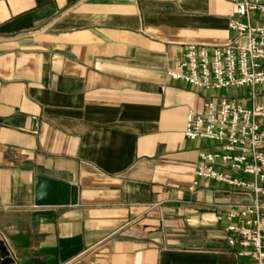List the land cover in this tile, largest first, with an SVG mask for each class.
Listing matches in <instances>:
<instances>
[{
	"label": "crops",
	"instance_id": "0c3cea01",
	"mask_svg": "<svg viewBox=\"0 0 264 264\" xmlns=\"http://www.w3.org/2000/svg\"><path fill=\"white\" fill-rule=\"evenodd\" d=\"M232 17L222 0H0L8 264H250L225 231L250 197L189 191L199 154L220 148L185 139L186 117L221 95L167 76L187 45L232 40ZM36 176L76 186L78 204L35 207Z\"/></svg>",
	"mask_w": 264,
	"mask_h": 264
},
{
	"label": "built area",
	"instance_id": "2783aa9c",
	"mask_svg": "<svg viewBox=\"0 0 264 264\" xmlns=\"http://www.w3.org/2000/svg\"><path fill=\"white\" fill-rule=\"evenodd\" d=\"M222 1L232 5L228 26L235 37L218 47L187 45L167 76L212 94L224 92L206 100L200 113L186 117L185 139L220 148L218 153L199 154L189 191L201 181H213L250 197L248 203L227 208V243L238 246V255L250 264H264V102L258 103L256 92L264 86V2ZM238 89L251 92L250 108L230 96Z\"/></svg>",
	"mask_w": 264,
	"mask_h": 264
},
{
	"label": "water",
	"instance_id": "95a60500",
	"mask_svg": "<svg viewBox=\"0 0 264 264\" xmlns=\"http://www.w3.org/2000/svg\"><path fill=\"white\" fill-rule=\"evenodd\" d=\"M78 204V189L54 179L36 176L34 181V206L68 207ZM10 262L9 252L0 237V264ZM13 264V263H10Z\"/></svg>",
	"mask_w": 264,
	"mask_h": 264
},
{
	"label": "rangeland",
	"instance_id": "374dc122",
	"mask_svg": "<svg viewBox=\"0 0 264 264\" xmlns=\"http://www.w3.org/2000/svg\"><path fill=\"white\" fill-rule=\"evenodd\" d=\"M232 93H233V92L231 91V92H230V96H231V97H233V96H232V95H233ZM218 94L223 95L224 92H219ZM233 98H234V97H233Z\"/></svg>",
	"mask_w": 264,
	"mask_h": 264
}]
</instances>
